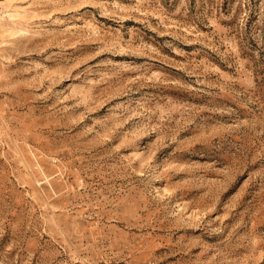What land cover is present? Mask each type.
Listing matches in <instances>:
<instances>
[{
	"label": "rangeland",
	"instance_id": "obj_1",
	"mask_svg": "<svg viewBox=\"0 0 264 264\" xmlns=\"http://www.w3.org/2000/svg\"><path fill=\"white\" fill-rule=\"evenodd\" d=\"M0 5V264H264V0Z\"/></svg>",
	"mask_w": 264,
	"mask_h": 264
},
{
	"label": "built area",
	"instance_id": "obj_2",
	"mask_svg": "<svg viewBox=\"0 0 264 264\" xmlns=\"http://www.w3.org/2000/svg\"><path fill=\"white\" fill-rule=\"evenodd\" d=\"M1 14H2V6L0 5V17H1Z\"/></svg>",
	"mask_w": 264,
	"mask_h": 264
}]
</instances>
